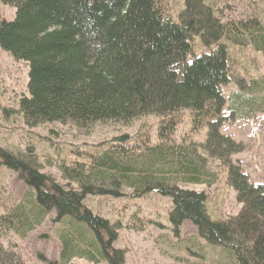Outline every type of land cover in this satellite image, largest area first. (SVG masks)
Returning a JSON list of instances; mask_svg holds the SVG:
<instances>
[{
	"label": "trees",
	"instance_id": "1",
	"mask_svg": "<svg viewBox=\"0 0 264 264\" xmlns=\"http://www.w3.org/2000/svg\"><path fill=\"white\" fill-rule=\"evenodd\" d=\"M228 1L184 0L175 19L168 0H1L15 8V17L6 20L0 13V48L29 67L28 95L20 98L18 110L26 125L57 122L88 129L99 122L128 125L148 115L159 121L155 140L148 132L136 139L124 133L93 150H71L72 158L58 164L67 187L40 172L34 159L0 149L5 164L29 187L21 201L4 205L0 237L13 233L25 239L54 211L61 227L60 264L74 259L123 264V251L111 247L119 226L94 215L84 200L118 198L129 188L132 197L151 192L169 197L174 230L190 220L230 264H264V184L253 183L232 162L240 147L220 131L233 113L246 118L252 107L264 106V76L240 77L224 42L250 45L264 56V22L258 14L228 18L222 9ZM214 44L198 54L199 45ZM229 83L241 90L230 97L226 115L223 86ZM183 110L189 111L192 134L208 129L201 147L226 169L227 185L241 205L235 216L212 217L203 192L177 185L211 183L193 138L173 141ZM0 264L25 262L0 242Z\"/></svg>",
	"mask_w": 264,
	"mask_h": 264
},
{
	"label": "rangeland",
	"instance_id": "2",
	"mask_svg": "<svg viewBox=\"0 0 264 264\" xmlns=\"http://www.w3.org/2000/svg\"><path fill=\"white\" fill-rule=\"evenodd\" d=\"M171 14L176 19L184 0H168ZM228 18L246 19L258 14L264 22V0H229L222 4ZM0 13L6 20H13L15 8L3 5L0 0ZM229 50L237 73L246 79L264 76V56L252 46L240 48L229 41H224ZM216 45L203 47L201 51L215 48ZM29 67L24 61H16L0 48V149L16 157L34 159L40 172L51 176L64 187L68 182L63 179L58 164L71 159L69 152L75 148L93 150L103 141L124 133L136 139L139 132H148L156 138L159 117L148 115L133 120L130 124L96 123L88 129L61 123H45L36 127L25 124L18 112L19 100L28 95ZM248 81L244 82L247 84ZM241 90L238 83L223 86L228 99L225 114L230 115V97ZM247 96L246 90H242ZM180 123L173 134L177 144L185 143L184 136L193 138L196 154L210 184H192L178 182L182 189L203 192L207 197L210 214L216 219L235 216L241 209L236 201L235 191L227 185L224 165L212 158L201 147L207 135V128L192 134L189 125V111L178 113ZM246 118H237L233 113L231 120L225 121L220 131L232 138L240 151L231 156L243 172L248 174L255 184H264V106L255 105ZM5 157L0 156V213L5 204H15L22 200L29 190L20 172L5 164ZM74 186L75 184H69ZM132 190L126 188L124 195L118 198L109 196H87L84 204L94 215L116 223L119 228L117 239L111 243L113 250L123 251V264H230L219 247L207 244L198 235L197 227L186 220L174 230L169 221L172 201L169 197L157 193H148L143 197H132ZM2 205V206H1ZM56 212L31 232L25 239L13 233L0 237L5 248L18 252L25 264H60L62 248L58 238L61 227L53 221ZM113 225V224H111ZM107 239L108 233H103ZM70 264H89L84 259H74ZM98 264H108L101 260Z\"/></svg>",
	"mask_w": 264,
	"mask_h": 264
}]
</instances>
